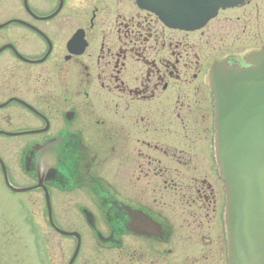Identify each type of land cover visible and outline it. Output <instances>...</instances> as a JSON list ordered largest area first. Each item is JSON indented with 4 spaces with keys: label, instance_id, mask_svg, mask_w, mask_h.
<instances>
[{
    "label": "flooded vegetation",
    "instance_id": "obj_1",
    "mask_svg": "<svg viewBox=\"0 0 264 264\" xmlns=\"http://www.w3.org/2000/svg\"><path fill=\"white\" fill-rule=\"evenodd\" d=\"M263 49L264 0L195 29L135 0L2 4L0 179L48 196L58 229L46 217L37 264H230L212 74ZM55 198L79 217L64 225Z\"/></svg>",
    "mask_w": 264,
    "mask_h": 264
},
{
    "label": "water",
    "instance_id": "obj_2",
    "mask_svg": "<svg viewBox=\"0 0 264 264\" xmlns=\"http://www.w3.org/2000/svg\"><path fill=\"white\" fill-rule=\"evenodd\" d=\"M135 1L167 26L195 29L219 8L242 0ZM249 63L218 66L212 74L215 151L226 186L230 264H264V49ZM47 209L51 217L48 201Z\"/></svg>",
    "mask_w": 264,
    "mask_h": 264
},
{
    "label": "rangeland",
    "instance_id": "obj_3",
    "mask_svg": "<svg viewBox=\"0 0 264 264\" xmlns=\"http://www.w3.org/2000/svg\"><path fill=\"white\" fill-rule=\"evenodd\" d=\"M6 2L7 0L1 1L0 6L2 4L5 6ZM4 16L6 18L7 14ZM0 149L3 150L2 147ZM5 160L11 162V158ZM16 181L20 185V179ZM22 199L27 202L25 203ZM53 210L54 217H59L64 225L68 222L66 217H79L76 207L68 201L61 203L55 198ZM46 217L44 201L39 192L14 196L6 191L0 179V264H37L40 262V251L34 248L40 245L41 238L38 235L40 230L49 239V244L56 246L54 238L56 235L45 224ZM32 225L36 227V230L31 227ZM80 227L84 230L82 226ZM47 255L53 261L58 258L55 251L48 252Z\"/></svg>",
    "mask_w": 264,
    "mask_h": 264
}]
</instances>
